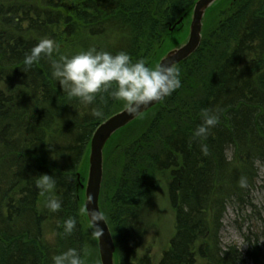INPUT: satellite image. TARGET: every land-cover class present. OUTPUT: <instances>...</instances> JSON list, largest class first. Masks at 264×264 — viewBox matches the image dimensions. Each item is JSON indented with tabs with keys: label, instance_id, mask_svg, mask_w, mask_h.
Returning <instances> with one entry per match:
<instances>
[{
	"label": "trees",
	"instance_id": "trees-1",
	"mask_svg": "<svg viewBox=\"0 0 264 264\" xmlns=\"http://www.w3.org/2000/svg\"><path fill=\"white\" fill-rule=\"evenodd\" d=\"M196 1L0 0L3 264H53L52 257L69 249L84 264H90L87 257L96 261L83 240L87 230L94 232L80 182L87 176L94 129L123 109V102L110 93L98 94L88 106L70 100L51 75L53 61L95 47L125 52L155 68L186 40ZM105 35L111 38L108 47L97 45ZM41 38L54 40L59 52L25 68L26 54ZM175 67L182 87L117 130L103 149L99 208L115 243V264H153L147 257L133 260V233L161 173L168 175L175 230L158 264H245V252L235 245L221 249L216 236L225 208L245 201L257 164L264 163V0H216L204 13L198 48ZM12 77L30 79L29 90L15 88ZM10 89L21 97L14 99ZM93 110L103 116H93ZM205 110L220 122L206 139L196 138ZM31 130L23 145L20 135ZM37 130L46 132L41 144L33 141ZM44 174L53 176L55 188L42 195L35 184ZM14 181L17 187L8 185ZM49 198L60 201L59 211L49 210ZM69 218L76 225L71 234L65 232ZM45 224L52 226L53 242L43 235Z\"/></svg>",
	"mask_w": 264,
	"mask_h": 264
},
{
	"label": "clouds",
	"instance_id": "clouds-1",
	"mask_svg": "<svg viewBox=\"0 0 264 264\" xmlns=\"http://www.w3.org/2000/svg\"><path fill=\"white\" fill-rule=\"evenodd\" d=\"M59 52L57 43L49 38H41L24 58L25 68L38 63L41 56L53 57ZM52 77L59 83L62 92L81 104L92 105L100 93H110L113 100L122 101L129 116H134L143 106L160 102L182 87L178 68L171 64H159L155 68L146 65L141 59L133 62L128 54L119 52L115 55L91 47L71 56L61 55L53 61ZM111 90V91H110ZM92 115L101 118L103 113L93 110ZM219 116L207 110L202 115V123L195 129L196 138L206 139L209 130L219 124ZM207 146H201V152L207 155ZM245 186L244 182H241ZM36 188L42 195L51 193L55 188L53 176L39 175ZM46 206L52 212L61 208L57 199L49 198ZM97 224L99 221L95 220ZM75 221H65V232L71 234ZM98 228V227H97ZM99 229V228H98ZM53 264H84L81 254L69 249L52 257Z\"/></svg>",
	"mask_w": 264,
	"mask_h": 264
},
{
	"label": "rangeland",
	"instance_id": "rangeland-1",
	"mask_svg": "<svg viewBox=\"0 0 264 264\" xmlns=\"http://www.w3.org/2000/svg\"><path fill=\"white\" fill-rule=\"evenodd\" d=\"M172 29L173 27L170 28ZM110 41V36L105 35L102 39H98L96 44L108 47ZM257 169L256 179L245 201L231 202L225 208L219 238L221 249L235 245L245 252V264H264V163L258 162ZM160 178L162 187L156 190L152 201L141 208L136 223L137 229L135 228L133 233L137 238L134 257L137 259L147 257L154 263L167 251L175 230L174 212L168 199V175L161 173ZM42 232L50 242L54 241L50 224H45ZM83 240L87 249L86 254L88 256L95 254L93 257L96 258V261H90V257H87L85 261L90 264H100L94 233L87 230ZM248 251H254V256L247 254Z\"/></svg>",
	"mask_w": 264,
	"mask_h": 264
},
{
	"label": "water",
	"instance_id": "water-1",
	"mask_svg": "<svg viewBox=\"0 0 264 264\" xmlns=\"http://www.w3.org/2000/svg\"><path fill=\"white\" fill-rule=\"evenodd\" d=\"M216 0H197L191 16L189 25V34L185 43L178 48H174L166 53L158 63L176 64L188 58L199 46L201 39L202 18L205 10ZM153 102L147 106L141 107L134 116H129L125 109L111 115L94 130L90 139V149L88 155V175L85 188L84 208L88 221L96 235L100 264H114L113 254L115 251L113 239L104 217L101 214L98 205L100 184L102 180L103 148L110 136L118 129L126 126L141 113L157 104ZM79 180V176H77ZM95 217L97 224L94 223ZM99 229H98V228Z\"/></svg>",
	"mask_w": 264,
	"mask_h": 264
},
{
	"label": "bare ground",
	"instance_id": "bare-ground-1",
	"mask_svg": "<svg viewBox=\"0 0 264 264\" xmlns=\"http://www.w3.org/2000/svg\"><path fill=\"white\" fill-rule=\"evenodd\" d=\"M180 21V20H179ZM21 77H12L11 78V83H13L14 85L13 86H15V88H17L18 86L20 87V86H22V85H24V86H26V88H27V86H29V84L31 83V81H30V79H28V78H25L24 79V83H21ZM21 84V85H20ZM29 90V88H27V89H25V91H28ZM10 92H12V94H13V98L14 99H16V100H18L20 97L17 95V92H16V90H12V89H10ZM26 93V92H25ZM32 132V130L31 131H29L27 134H21L20 135V140H21V142L23 143V145H25L26 143H27V141H29L30 140V133ZM46 133V132H45ZM44 133V131H42V130H37L34 134V137H33V141L36 143V144H41L43 141H44V136L46 135ZM28 135V136H27ZM33 135V134H32ZM90 149V148H89ZM102 154H103V152H102ZM36 162H38V161H36ZM87 175H88V167H87ZM77 176H79V174H77ZM257 176V175H256ZM102 177H103V173H102ZM256 179V178H255ZM101 182H102V180H101ZM8 185H10L11 187H17V186H15V185H19L18 184V182L17 181H14V182H11V183H8ZM162 187V183H160L159 184V186H158V188L160 189ZM80 188H81V190H82V192H83V197L85 198V188H83V187H81L80 186ZM157 188V189H158ZM32 190H35V189H32ZM100 190H101V184H100ZM99 193H100V191H99ZM98 203H99V197H98ZM171 207V206H170ZM171 209H172V207H171ZM173 210V209H172ZM174 212V211H173ZM107 226H108V224H107ZM108 228H109V226H108ZM220 232H221V230L217 233V236H216V239H217V241H219V238H220ZM8 234H10V233H8ZM13 235V234H12ZM113 243H114V240H113ZM114 247H115V243H114ZM163 255V254H162ZM115 258L113 259V261H114V264H115V261H116V259H117V256H114ZM131 257V256H130ZM162 257V256H161ZM134 259H136L137 260V258H135V257H133V260ZM161 259V258H160ZM135 261V260H134ZM160 262V260L159 261H157L156 263H154V262H152L153 264H158ZM0 264H3V262H2V260L0 259Z\"/></svg>",
	"mask_w": 264,
	"mask_h": 264
}]
</instances>
